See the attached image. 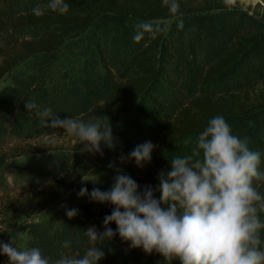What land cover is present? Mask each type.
<instances>
[{
	"label": "trees",
	"instance_id": "16d2710c",
	"mask_svg": "<svg viewBox=\"0 0 264 264\" xmlns=\"http://www.w3.org/2000/svg\"><path fill=\"white\" fill-rule=\"evenodd\" d=\"M62 2L68 5L63 11L60 0H0V81L9 80L0 88V117L43 122L38 113L50 108L55 115L57 104L65 103L73 90L88 91L86 109L71 118L99 119L110 125L115 146L108 148L101 142L102 154L89 153L74 137L79 151L77 170L2 199L0 222L4 225L42 211L73 189L93 163L123 167L141 191L145 186L157 189L158 198L159 174L171 169V159L193 155L197 135L217 115L225 118L234 135L248 138L250 149H261L264 67L251 50L258 42L259 47L264 46L262 21L227 8L230 0H202L197 9H191L186 0H175V13L173 0ZM162 18L175 22L166 26L155 21ZM260 18L264 21V14ZM140 23L151 24L154 35L145 32L136 42L133 37ZM203 48L209 50V58L197 65L198 92L181 97L175 93L177 83L171 71L180 70V62L193 61ZM117 60L124 66L113 75V61ZM27 103L35 107L28 110ZM50 122L51 117L45 121ZM151 134L157 135L151 162L138 167L129 154L148 142ZM188 138L192 143L185 144ZM39 151L38 146L17 145L0 159ZM112 156L124 161L110 162ZM113 184L114 179L108 177L88 179L77 192L82 188L88 193L96 188L108 191ZM257 188L264 195V182ZM85 204L73 218L63 212L60 221H45L37 227L40 239L35 247L50 262L62 255L82 256L91 246L84 234L90 226L98 232L105 230L104 218L114 206L98 202L90 210ZM109 227L116 231L114 222ZM66 241H70L68 248L64 247ZM98 247L105 253L98 264H167L158 253L131 248L118 233Z\"/></svg>",
	"mask_w": 264,
	"mask_h": 264
},
{
	"label": "clouds",
	"instance_id": "9594fccd",
	"mask_svg": "<svg viewBox=\"0 0 264 264\" xmlns=\"http://www.w3.org/2000/svg\"><path fill=\"white\" fill-rule=\"evenodd\" d=\"M234 3L235 0H232ZM68 5L60 0L61 10ZM172 12L178 11L173 0ZM133 39L139 42L144 33H153L152 25L140 23ZM180 27H183L182 23ZM31 110L35 107L27 103ZM51 117L49 128H62L67 135L83 144V151L101 153V142L114 148L111 126L99 119L84 122L73 118L60 119L50 108L38 113ZM53 142V141H49ZM192 143L191 138L184 142ZM193 155L170 160L171 169L159 174V197L151 186H140L129 175L116 168L114 184L108 191L96 188L90 198L110 203L113 211L105 216V230L90 226L84 234L91 244L81 256L62 255L50 262L37 247L18 249L0 243V253L8 264H98L105 256L98 245L111 240L117 233L131 248H142L163 257L167 264H264V195L255 182H264L260 153L251 150L247 137L241 138L222 115L209 119L195 139ZM155 145L148 141L137 145L129 154L138 167L151 162ZM82 151V152H83ZM124 158L122 157V160ZM114 168V164H109ZM82 176V181H87ZM88 194L82 188L79 195ZM73 218L77 210L67 211ZM115 223L114 232L109 225ZM70 241L64 243L68 248Z\"/></svg>",
	"mask_w": 264,
	"mask_h": 264
},
{
	"label": "rangeland",
	"instance_id": "374dc122",
	"mask_svg": "<svg viewBox=\"0 0 264 264\" xmlns=\"http://www.w3.org/2000/svg\"><path fill=\"white\" fill-rule=\"evenodd\" d=\"M186 1L191 9H197L202 2V0ZM227 8L241 10L264 23L260 18L264 14V0H238L234 3L230 0ZM155 21L166 26L175 22L172 18H162ZM260 45L261 42L256 43L252 46L251 51L255 53V56H258V61L264 67V46L259 47ZM208 58L209 50L203 48L193 61L188 60L185 64L180 62L182 68L171 71L175 83H177L175 91L177 95L191 97L197 94L199 81L197 65H202ZM113 64V75H117L121 72L124 62L117 60L113 61ZM8 82L7 79L0 81V88ZM90 96L91 93L88 91L73 90V93L68 95L65 103L59 102L57 104L55 115L58 113L62 119L72 116L75 118L83 109H86ZM48 124L50 125L51 122ZM156 138V134H151L149 137L147 136V141L155 145ZM50 140L53 142H49ZM260 140L262 142L261 149L254 151L260 153V167L261 171H264V137ZM26 144L38 146L42 151L0 159V202L5 197L17 196L22 192L45 186L53 179L71 171L75 172L78 168L79 151L76 147L77 141L74 137L67 135L62 128H49L40 120L14 121L12 118L6 119V117L1 116L0 155H3V152H7L14 146H26ZM117 161L122 162L124 160L114 156L110 158V162ZM109 164L93 163L85 176L94 180H104L107 177L114 179L116 168L129 175L123 167L110 168ZM83 183L84 181L80 179L73 189L52 200L42 211L31 218H21L16 223L7 226L0 222V243L13 244L18 249L35 247L40 239V235L37 236L36 233L40 224L45 221H60L62 218L61 213L69 210H82L85 202L90 210L96 209L98 202L90 198V193L79 195V192H77V187ZM259 183L255 182L256 186ZM2 218L3 212L0 209V220ZM261 219L264 220V215H261ZM262 238H264V231H262ZM0 264H8V257L2 253H0Z\"/></svg>",
	"mask_w": 264,
	"mask_h": 264
}]
</instances>
